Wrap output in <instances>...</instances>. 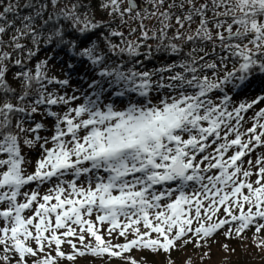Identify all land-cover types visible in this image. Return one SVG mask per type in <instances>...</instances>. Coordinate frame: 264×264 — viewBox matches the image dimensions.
<instances>
[{"label": "snow or ice", "instance_id": "6c2138e0", "mask_svg": "<svg viewBox=\"0 0 264 264\" xmlns=\"http://www.w3.org/2000/svg\"><path fill=\"white\" fill-rule=\"evenodd\" d=\"M256 77L264 0H0V264L264 247V93L235 98Z\"/></svg>", "mask_w": 264, "mask_h": 264}, {"label": "rangeland", "instance_id": "374dc122", "mask_svg": "<svg viewBox=\"0 0 264 264\" xmlns=\"http://www.w3.org/2000/svg\"><path fill=\"white\" fill-rule=\"evenodd\" d=\"M146 23H148V25L151 27L153 26L156 22L155 21H146ZM123 31H127L128 29L123 28ZM47 54L42 55V53H40L36 59H43L45 58ZM57 56V59L55 61L50 62L53 66V73L54 74H58V75H63L62 69H64L66 67V62L68 61V59L66 58H62L60 56H58V54H55ZM36 63V62H35ZM85 69L83 68V66L78 65L77 69L72 73L73 77H74V82H75V77H77L78 75H82L84 73ZM254 92L256 91H252L250 94L246 95L243 99L247 98L249 100L255 98L257 95H260V93L258 94H254ZM239 100V99H237ZM241 100V99H240ZM258 107H264V103L260 104ZM258 110V108H257ZM253 115L252 111H249V113L246 116L250 117ZM251 127V121H249L248 123L245 124V128ZM259 152H264V148H261L258 150L257 153H253L251 155V159L253 161H255L256 156ZM231 154V153H229ZM249 159V157H245V167H247V160ZM29 171H31V169H29ZM253 171H255V169H253ZM251 179L255 180L256 177L253 176L251 177ZM222 215V213H221ZM226 230V229H225ZM255 229L252 228L251 230L246 231L243 234V237H236L233 236L230 239L225 238V236L223 235V232H218L217 234H215L212 238L208 239L207 243L200 247V248H196L193 244H189L186 248H184L181 251H174L172 253V258L174 261L179 262L181 264H185V262L190 258L191 262H198L200 260H202L203 258H208L210 259V261L214 264H218L224 261H228L231 260L232 258H235L236 256L233 255L234 253H236V251H238V255L240 254V251L243 252L244 249H246L248 252L253 253L254 255H256L260 260H264V247L262 248H257L256 244L259 243V240H254L253 237V233H254ZM260 237L264 238V232L260 233ZM114 243L117 242H123L122 239L120 241H113ZM224 245H227V249L224 248ZM63 249L66 252H70L71 249L67 246L64 245L62 246ZM234 250V252H233ZM208 253L207 256H205L204 254ZM134 256L139 257L141 254L137 253V252H133L132 253ZM203 257V258H202ZM91 257H85V258H78L76 261V264H89V261L91 260ZM150 260H155L157 261V264H163V260L164 257L162 256H158V257H149ZM61 264H71V262L67 261V260H63L61 262ZM94 264H101V261L99 260H95ZM113 264H120V262L118 260H114Z\"/></svg>", "mask_w": 264, "mask_h": 264}, {"label": "trees", "instance_id": "16d2710c", "mask_svg": "<svg viewBox=\"0 0 264 264\" xmlns=\"http://www.w3.org/2000/svg\"><path fill=\"white\" fill-rule=\"evenodd\" d=\"M12 2L15 3V0H12ZM25 2H26V0H20L21 5ZM85 2H87V0H85ZM93 10H94V13H95V16L97 19H104V20L108 19L107 15L105 13L97 10L95 5H93ZM26 14H28V10H22L21 11V15H26ZM9 18H11V17H9ZM17 24H19V21H17ZM116 24H119V21H117ZM116 24H114L113 27H115ZM137 27H138V23L136 21H132V20H129L128 24H125L123 26V28H126V29L137 28ZM127 32H128V30L125 33L127 34ZM137 35H139V32H137L134 36H130L129 38L135 39V36H137ZM170 35H171V33H170ZM4 39L7 40L8 37L5 36ZM29 46H31V45H29ZM50 51H51V49H46L45 51H42L41 53H42V55H44V54H48ZM57 54H58V56H60L62 58H66L68 60L72 59L64 51H59ZM36 58L31 62L30 66L34 65L35 62L37 60H39ZM162 60H163V57H160V58H158L157 62L162 61ZM73 63H75L74 59H73ZM13 71H16V69L13 68ZM9 81L11 83H13L14 87H17L15 82H13L11 79V74L9 75ZM252 91H256L254 93H260V94L264 93V77L254 78L249 83V85L246 88L242 89L241 92L235 98L239 99V100L243 99L246 95L250 94ZM233 255H235L236 257L232 258L231 260H228L227 262L224 261V262H221L218 264H264V260H260L256 255H254L251 252H248L246 249H244L243 252L240 251L239 255H238V251H236V253H234ZM29 264H30V262H29ZM175 264H181V263L175 261ZM191 264H214V263H212L210 261V259H208V258H203L202 260H200L198 262H191Z\"/></svg>", "mask_w": 264, "mask_h": 264}, {"label": "bare ground", "instance_id": "6f19581e", "mask_svg": "<svg viewBox=\"0 0 264 264\" xmlns=\"http://www.w3.org/2000/svg\"><path fill=\"white\" fill-rule=\"evenodd\" d=\"M255 94H258V93H254L253 95H255Z\"/></svg>", "mask_w": 264, "mask_h": 264}]
</instances>
